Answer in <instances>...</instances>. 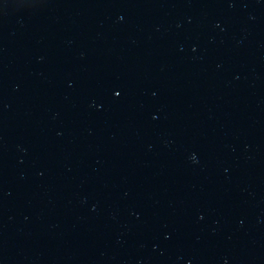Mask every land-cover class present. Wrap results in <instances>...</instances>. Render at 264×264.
<instances>
[{"label": "water", "instance_id": "water-1", "mask_svg": "<svg viewBox=\"0 0 264 264\" xmlns=\"http://www.w3.org/2000/svg\"><path fill=\"white\" fill-rule=\"evenodd\" d=\"M0 264H264V0H0Z\"/></svg>", "mask_w": 264, "mask_h": 264}]
</instances>
